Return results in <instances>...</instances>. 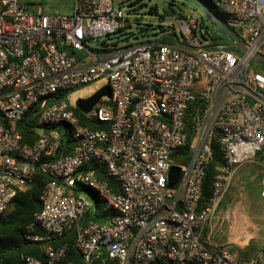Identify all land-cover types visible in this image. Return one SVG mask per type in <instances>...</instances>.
<instances>
[{
	"label": "built area",
	"instance_id": "2783aa9c",
	"mask_svg": "<svg viewBox=\"0 0 264 264\" xmlns=\"http://www.w3.org/2000/svg\"><path fill=\"white\" fill-rule=\"evenodd\" d=\"M75 1L70 15L48 16L0 0V215L36 172L51 180L22 234L44 247L43 256L23 255L24 263L92 264L103 256L115 264H264V246L245 261L201 241L233 173L264 159V68L253 61L264 58V0H206L226 16L245 49L240 55L201 41L195 14L177 21L179 37L163 34L170 42L92 48L90 41L114 36L131 20L114 0ZM98 83L94 91L106 85L110 97L83 114L102 126L92 130L74 115L79 97L71 96ZM26 115L35 139L22 144L18 125ZM217 136L222 166L198 209ZM184 147L188 162L173 160ZM96 167L113 187L97 179ZM171 167L180 177L169 188ZM262 185L264 196V173ZM97 203L113 213L107 224L86 219ZM70 233L79 262L67 261V245L56 243Z\"/></svg>",
	"mask_w": 264,
	"mask_h": 264
},
{
	"label": "trees",
	"instance_id": "16d2710c",
	"mask_svg": "<svg viewBox=\"0 0 264 264\" xmlns=\"http://www.w3.org/2000/svg\"><path fill=\"white\" fill-rule=\"evenodd\" d=\"M172 2H176L180 4L182 7H189L194 12H196L199 16V24L198 29L203 31L204 34H201V41H205L209 43V47L213 48L218 45H224L227 47V49H233L234 46L229 42L228 38L225 36H221L218 34L217 30L212 27L206 19L201 16L198 12V9L188 3H184L180 0H171ZM205 1L210 9L220 18V20L225 24L226 23V16L217 10L210 2ZM140 1H135L134 3H129V7L135 6ZM176 4H170L169 3V10L170 12L166 13V15L173 14V7ZM177 6V5H176ZM149 14L157 15L156 7H152L149 9ZM178 19H183V15L179 14ZM127 27L124 30L118 31L116 34L124 33L123 35H126L125 31L128 29ZM146 28L139 29L140 33H143L146 31ZM161 32L164 33V30H161ZM128 35V34H127ZM126 35V36H127ZM207 36L209 41H206L203 36ZM173 38H176L174 34L171 35ZM129 35L125 37V40L128 41ZM138 38L134 37L133 40L136 41ZM162 42H170L173 41L171 37L167 36H161L159 39ZM101 45H104L105 42L102 41L100 43ZM128 45L130 44L127 43ZM117 44L113 43L112 46L115 47ZM67 54L71 56H76V52L70 49L66 50ZM76 90H71L70 93L75 92ZM196 104H191L188 112L186 114L185 119V125L186 129L190 131L191 124L193 120L194 115V108ZM76 117L79 118L81 124L89 129L95 130L100 129L102 126L91 120H87L86 117L81 114L76 108L71 109ZM30 115V114H29ZM29 115L19 123L18 130L22 134V144H29L33 142L35 139V134L33 133V129L35 128L33 118H29ZM219 137H215L212 140V148H213V156L210 162L208 163L206 169H205V175L203 177L202 186H201V195L200 200L198 204V209H202L206 206L208 203L210 196H211V190L215 181V178L218 174V169L221 168L222 162L220 160L219 154H218V148H219ZM62 147L69 148V145L71 146V143L66 140L61 141ZM65 153V151H64ZM178 157H181V161L184 163H187L190 156L187 151V147L181 148L177 150L174 155L172 156L173 160L178 162ZM259 159H262L261 157H258ZM94 164H91L90 166H93ZM96 177L98 180L105 182L108 187H113V182L111 179H108L105 174L103 173V170L99 167H96ZM50 178L46 175H43L39 172H36L33 178L32 183L30 184L29 188L23 192L19 193L10 203L9 209L4 214L0 215V264H25L22 256H32L34 258H42L43 256V249L44 247L30 244L26 241H24L22 234L23 229L26 223L30 220L32 214L34 212H37L41 208V204L39 201L40 194L43 190V188L50 182ZM113 216V213L103 211V208L100 204H96V206L89 210L86 213V219L91 220L97 224L104 225L107 224L109 219ZM73 234H67L63 238H61L57 244H66L67 245V261L75 260L79 262V258L77 256V253L73 247ZM92 264H115L112 261L105 260L104 257L96 259L93 261Z\"/></svg>",
	"mask_w": 264,
	"mask_h": 264
},
{
	"label": "rangeland",
	"instance_id": "374dc122",
	"mask_svg": "<svg viewBox=\"0 0 264 264\" xmlns=\"http://www.w3.org/2000/svg\"><path fill=\"white\" fill-rule=\"evenodd\" d=\"M20 3L28 5V10L31 14H36L38 9L41 8L43 14L48 16H61L70 15L73 9L77 6L75 0H19ZM138 2L135 6L129 8V3ZM170 4H176L173 7V14L166 15ZM115 6L123 8L125 13L129 16L131 22L129 28L125 31L129 35L128 41L125 40L126 35L124 33L115 34L107 39H103L106 43L115 42L118 45L127 44L133 42V38L137 40H152L161 37L164 33L174 34L179 37V26L177 24L178 15L182 14L183 19H187L191 14L198 15L189 7H182L176 2L171 0H114ZM156 7L157 15L149 14V9ZM199 16V15H198ZM146 28L143 33L139 32V29ZM164 30V33L161 32ZM203 31L199 30L197 35L200 39ZM206 41L208 37L203 36ZM102 40L90 41L89 47L96 48L100 45ZM205 42V41H204ZM229 52L240 55L235 48L228 50ZM255 66V63H251ZM257 66L264 68V62H260ZM88 89V88H86ZM83 91V90H82ZM81 92V91H80ZM78 93V92H77ZM76 94V93H75ZM263 173H264V159L257 158L254 163H246L238 168L232 176L229 188L223 198L221 208L217 216L220 219H225L228 214L229 206L228 202H238L241 205L243 213L247 214L250 218L257 221L258 231L256 233V241L260 242L264 238V196L262 195L263 185ZM88 199L93 201L91 195H86ZM230 203V204H231ZM228 219V218H227Z\"/></svg>",
	"mask_w": 264,
	"mask_h": 264
},
{
	"label": "crops",
	"instance_id": "0c3cea01",
	"mask_svg": "<svg viewBox=\"0 0 264 264\" xmlns=\"http://www.w3.org/2000/svg\"><path fill=\"white\" fill-rule=\"evenodd\" d=\"M222 202L206 223L201 241L209 248L226 247L230 251H236L243 260L249 261L264 246V238L260 242L256 241L257 221L243 213L238 202L230 201L228 214L225 219H220L217 213L222 209Z\"/></svg>",
	"mask_w": 264,
	"mask_h": 264
},
{
	"label": "water",
	"instance_id": "95a60500",
	"mask_svg": "<svg viewBox=\"0 0 264 264\" xmlns=\"http://www.w3.org/2000/svg\"><path fill=\"white\" fill-rule=\"evenodd\" d=\"M184 3H188L198 9V12L203 16L206 21L214 27L218 34L228 38L229 42L234 46L238 54H243L245 49L240 42L237 35L224 24L220 18L210 9L208 4L203 0H180ZM253 61L255 63L264 62V58L261 56H254ZM110 92L106 85L99 90L94 91L85 98H79L75 102L76 109L82 114H88L92 108L96 105H100L102 98H109ZM180 177V169L178 167H171L167 175V186L172 188L176 185Z\"/></svg>",
	"mask_w": 264,
	"mask_h": 264
},
{
	"label": "bare ground",
	"instance_id": "6f19581e",
	"mask_svg": "<svg viewBox=\"0 0 264 264\" xmlns=\"http://www.w3.org/2000/svg\"><path fill=\"white\" fill-rule=\"evenodd\" d=\"M99 85H100V84L98 83V84H96V85H94V86H92V87H90V88H88V89H85V90H83V91H81V92H78V93L72 95V96H71V101L73 102L74 99H75L76 97H83V96H88V95H90V94H91L96 88L99 87Z\"/></svg>",
	"mask_w": 264,
	"mask_h": 264
}]
</instances>
